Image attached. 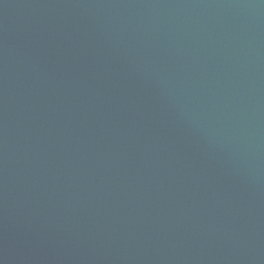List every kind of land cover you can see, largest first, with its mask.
<instances>
[{"label": "water", "instance_id": "obj_1", "mask_svg": "<svg viewBox=\"0 0 264 264\" xmlns=\"http://www.w3.org/2000/svg\"><path fill=\"white\" fill-rule=\"evenodd\" d=\"M0 264H264V0H0Z\"/></svg>", "mask_w": 264, "mask_h": 264}]
</instances>
